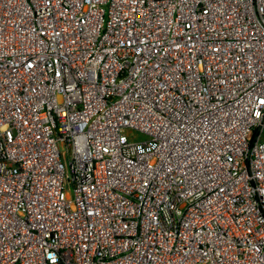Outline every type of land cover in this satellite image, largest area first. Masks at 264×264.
<instances>
[{"label":"built area","instance_id":"obj_1","mask_svg":"<svg viewBox=\"0 0 264 264\" xmlns=\"http://www.w3.org/2000/svg\"><path fill=\"white\" fill-rule=\"evenodd\" d=\"M0 264H264V0H0Z\"/></svg>","mask_w":264,"mask_h":264}]
</instances>
